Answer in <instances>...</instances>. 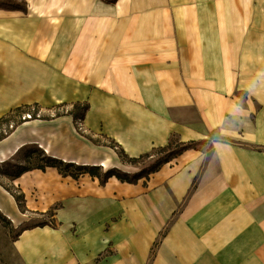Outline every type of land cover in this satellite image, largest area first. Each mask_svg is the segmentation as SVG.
Masks as SVG:
<instances>
[{
  "label": "crops",
  "instance_id": "crops-1",
  "mask_svg": "<svg viewBox=\"0 0 264 264\" xmlns=\"http://www.w3.org/2000/svg\"><path fill=\"white\" fill-rule=\"evenodd\" d=\"M25 1L0 7V117L87 101L83 128L130 156L173 135L211 148L138 184L27 171L13 181L25 213L0 183V213L28 227L9 264H264V0ZM32 145L127 172L71 115L23 123L0 162ZM56 206L58 227L27 224Z\"/></svg>",
  "mask_w": 264,
  "mask_h": 264
},
{
  "label": "trees",
  "instance_id": "trees-1",
  "mask_svg": "<svg viewBox=\"0 0 264 264\" xmlns=\"http://www.w3.org/2000/svg\"><path fill=\"white\" fill-rule=\"evenodd\" d=\"M107 1L115 2L116 0H107ZM0 7L9 9V10H21L25 13L28 11L27 3L25 0H21V1L16 0L12 2L11 1L4 2L0 0ZM67 106H69L67 103H61L58 105L57 108L67 107ZM71 106L72 108L67 110L65 113H57L54 117L46 116V117H41V119L51 120V119L58 118L62 115H71L74 119V123L76 125L78 132L82 136L87 138L89 141H91L95 145L106 146V147L112 148L113 150H115V152L117 153V155L119 156L123 164L131 165L133 167H138L140 171L136 173H129V172L123 171L118 168H112V169L105 171L102 166L81 165L75 162H66L62 159L55 158L53 156L48 155L42 149H35V152H37V155H38L37 160L39 162L37 164L25 165V166L19 167L16 170L10 169L6 174L7 177H9L11 180L14 181L15 179L19 178L21 175H23L27 171H30L33 169H40V170L45 171L47 168L53 167L58 170L60 175L64 177H72L75 180L80 179L84 175H90L93 178H98L102 186H105L107 182L109 181V179L114 176L122 182H127L130 184H138L139 181L141 180H143L144 182L149 180L153 173L159 171L165 164L173 161L175 158L179 157L185 151L190 150V149H206L205 147L208 143L207 140H204V139L181 141L175 135H173L169 143L166 146L154 148L150 152L144 153L140 156H130L125 151V149L114 139L109 138L106 135H102L103 137L107 139V141L101 142V140L95 138L92 134L83 130L81 126H83V121L85 119V116L87 112L89 111V109L91 108L89 102L77 101V102H74ZM29 107H30L29 105H26V106H22V107H18L14 109L13 111L10 112V114L0 118V124L8 123L11 120L12 115H14L15 113L19 114ZM36 118L37 117L35 116L29 119H23L21 121L16 122L13 128L1 131L0 141L4 140L9 135H11V133H13L15 129L19 125L23 124L25 121L36 119ZM34 155H35L34 151H32L29 155L26 156L25 162L29 164L32 162L34 163L35 162ZM151 160L154 163L148 167L143 168L146 165V163L149 164V161ZM5 188L9 192H11V194L15 197L20 211L25 213L26 200H25L24 193L23 192L17 193V191H15L17 189L9 188L6 186ZM56 209H58V206L54 207L53 209H51L49 212L46 213V215L49 218H51L50 221H44L38 225L40 226L50 225L55 228L58 227L56 220H55ZM27 228L28 227H24L22 230H25ZM165 232L163 233V235L165 234Z\"/></svg>",
  "mask_w": 264,
  "mask_h": 264
},
{
  "label": "rangeland",
  "instance_id": "rangeland-1",
  "mask_svg": "<svg viewBox=\"0 0 264 264\" xmlns=\"http://www.w3.org/2000/svg\"><path fill=\"white\" fill-rule=\"evenodd\" d=\"M6 1H9V0H6ZM72 104H68L69 106L61 107V108H57L58 107V105H57V106H54L53 109L50 108L49 110L43 109L40 106H38L37 104L29 105L30 107L25 109L23 112H21L19 114L15 113L14 115H12V118L8 123L0 124V132L3 130L13 128V126L15 125L16 122L21 121L23 119H29V118H32L35 116L37 117L36 119H41V117H46V116L47 117L48 116L54 117L57 113H65L67 110L72 108V106H71ZM23 106H26V105H23ZM20 107H22V106H20ZM16 108H18V107H16ZM16 108L11 109L8 113H6L3 116L10 114V112ZM3 116H1V117H3ZM36 119H31V120H36ZM31 120H28V121H31ZM42 120H44V119H42ZM25 122H27V121H25ZM81 127L83 128V126H81ZM16 129H15V131H16ZM83 130H85V129L83 128ZM213 137L216 139H225V138L221 137L217 132L213 133ZM97 139L101 140V142L107 141V139L103 136L97 137ZM207 142H208L207 145L205 144L206 145L205 150L209 151L210 140H207ZM35 149H42V148L37 146V145H32V146H29V147L25 148L24 150H22L19 154H17L15 156V158L11 159V161L9 160L6 162H0V183H1V185H5L6 187L17 189V190H15V191H17V193L21 192L20 188L15 186L13 184V180H11L9 177H7L6 174L10 169L16 170L19 167H22L25 165L37 164L39 161L37 160L38 155H37V152H35ZM42 150H44V149H42ZM32 151H34V154H35L34 155L35 162L34 163L32 162L30 164L26 163L25 162L26 156L29 155ZM44 152H46V151L44 150ZM152 160L149 161V164L146 163V165L143 168L152 165L154 163L153 162L154 160L153 161ZM124 170H127V172H129V173H136V172L140 171V169L138 167H133L131 165H128V167H126ZM50 220H51V218H49L48 216L44 217V218L35 217L34 221H31L27 224L28 225L40 224L44 221H50ZM23 227H25V226L23 225L20 228H16L10 219L6 218L3 214L0 213V264H9L10 261H12L13 255H12V251H11V242L14 241L16 237H18V235H19V233Z\"/></svg>",
  "mask_w": 264,
  "mask_h": 264
},
{
  "label": "bare ground",
  "instance_id": "bare-ground-1",
  "mask_svg": "<svg viewBox=\"0 0 264 264\" xmlns=\"http://www.w3.org/2000/svg\"><path fill=\"white\" fill-rule=\"evenodd\" d=\"M106 166V165H105Z\"/></svg>",
  "mask_w": 264,
  "mask_h": 264
}]
</instances>
